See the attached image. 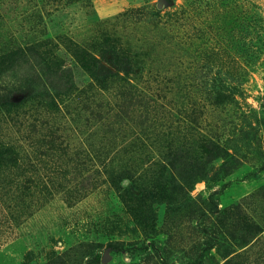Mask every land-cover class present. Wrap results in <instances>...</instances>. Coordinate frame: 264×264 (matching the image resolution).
<instances>
[{
	"label": "rangeland",
	"instance_id": "rangeland-1",
	"mask_svg": "<svg viewBox=\"0 0 264 264\" xmlns=\"http://www.w3.org/2000/svg\"><path fill=\"white\" fill-rule=\"evenodd\" d=\"M109 43L138 56L129 77L149 109L119 108L122 83L73 55ZM165 70L169 82L148 78ZM8 102L17 107L4 114ZM153 116L171 119L183 152L210 138L239 158L193 197L213 193L221 211L264 187V0H0V264H45L83 245L76 264H264V232L225 258L196 241L216 215H189L191 229L159 197L147 202L155 231L142 234L120 194L156 185L140 174L162 149L131 142ZM248 202L262 223L264 199Z\"/></svg>",
	"mask_w": 264,
	"mask_h": 264
},
{
	"label": "trees",
	"instance_id": "trees-1",
	"mask_svg": "<svg viewBox=\"0 0 264 264\" xmlns=\"http://www.w3.org/2000/svg\"><path fill=\"white\" fill-rule=\"evenodd\" d=\"M72 50L76 60L91 74L95 75L99 71L101 76H109L122 83L120 91L117 93L120 99L119 108H124L125 104L129 108H134V102L137 104L149 100L146 104L149 109L151 103H155L148 91H138L137 87L132 86L129 76L136 73L135 70L141 68V61H139L137 55L111 43L105 48L102 47L104 52L102 50L98 52L90 51L86 47L77 45L73 46ZM106 55L111 57V61H109L111 70L102 65ZM165 72L167 71H149L148 78L154 81L158 80L159 83L165 80L169 82V77H166ZM148 90L153 92L151 87ZM219 100L220 95L216 93L214 104L222 101ZM1 107L4 114H10L14 112L12 108L15 109L17 104L8 102L2 104ZM168 115L170 117V114ZM161 117H146L143 123H139L141 126L146 122H150V125L143 129V138L135 135L132 137V144L137 145L140 143V145H144V141H153L162 149L160 160L149 163L148 168L140 174V177H146L150 174L156 175V179L153 180L156 185L135 189L130 187L128 191L120 194L123 203L133 210L131 213L133 221L144 235L155 231V226L149 218L152 212L147 202L159 197L167 205V215L176 214L185 218L188 216L186 224L191 229L196 219L191 218L189 215L192 217L194 214L203 215L204 211H206V215L207 213L210 216L216 215L213 222L208 219L207 222H203V227L198 230L199 235L196 236V241L198 246H205L204 250L215 247L219 252L226 249L223 254L225 258L230 257L239 249L245 251L244 248L252 245L257 236L264 232V219L262 223H256L247 213V209L255 205V203H249L248 200H258V197L264 199V187L221 211L217 209L215 202H213V193L209 195L208 202L207 200L202 202L193 197L191 193L195 183L199 180H205L207 183L211 180L217 181L221 177L230 175L239 167V158L236 156V152H232L229 148L210 138L199 140L200 152L198 154L188 150L181 151L177 131L173 127L171 119H162ZM183 146H186V143H183ZM0 148L3 147L0 146ZM219 158L222 159L221 164L213 166V162ZM153 176H151V179L154 178ZM157 187L161 188V193L157 192ZM166 221L170 222L169 216L166 217ZM165 234L168 235V239L172 238L169 232ZM111 244L114 247L118 246L116 243ZM82 248H85V245L72 248L61 254L53 253L45 264H76V254ZM146 248L148 249L147 246ZM148 263H150V260L146 264Z\"/></svg>",
	"mask_w": 264,
	"mask_h": 264
}]
</instances>
